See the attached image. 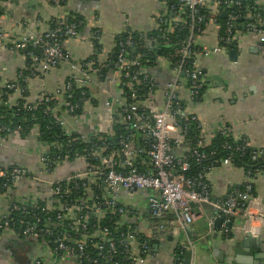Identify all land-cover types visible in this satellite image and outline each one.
Returning <instances> with one entry per match:
<instances>
[{
  "label": "built area",
  "instance_id": "built-area-1",
  "mask_svg": "<svg viewBox=\"0 0 264 264\" xmlns=\"http://www.w3.org/2000/svg\"><path fill=\"white\" fill-rule=\"evenodd\" d=\"M11 1L0 0V10H8ZM175 1V4H170L174 15L172 28L186 24L184 13L188 12L190 34L180 42L174 54L169 55V59L175 60L173 64L170 62L172 79L162 89L147 72L151 66L141 72L133 70L132 66H138L140 58H126L127 47L134 45L132 33L126 34L123 40L119 38L113 70L105 77L101 70L109 67L108 58L103 57L102 61L95 59L100 55L98 49L95 50L96 57L84 63H75L64 50V41L77 36L81 24L68 22L67 16L56 20L54 28L41 36L27 31L11 44V51L26 52L32 64L17 73L16 79L21 78L24 87L20 89L16 79L2 85L5 90L3 106L18 107L19 100L23 101L21 108L26 110L52 104L49 110L54 124L63 134L75 135L72 141L83 145L82 149L72 153V157L61 155L64 146L41 141L38 125L25 137L20 136L19 127L7 130V135L0 137L2 142L12 134L22 139L35 135L40 141L36 170L24 166L0 169L5 193L21 182H25L28 189L20 201L23 207L15 203L6 212L0 213V235L1 232H14L7 218L9 211L25 215L28 206L45 215L54 213L49 222L53 220L59 226L83 234L81 239L73 240L71 234L63 230L54 234L50 230L25 226L17 234L34 244V264H58L65 257L73 259L75 264H145L148 246L146 241H138V236L142 235L141 223H146L147 231L153 236L173 232L176 226L189 231L196 217L205 215V205L214 210V219L212 215L206 217L209 227L214 220L221 219L220 226L225 235L230 233L234 220L239 217L247 224L258 220L264 223V214L253 212L256 199L249 180L244 182L243 188L228 186L227 193L220 199L213 198L211 187L204 181L217 170H238L233 167L230 155L215 161L214 165H218L207 169L205 175H188L192 161L201 162L209 157L197 148L207 146L217 134L229 136L219 129L213 134L210 132L207 135L209 140L205 141L201 137L202 127L191 111L192 104L199 100L204 88L195 61L191 63L192 70L188 69L191 47L196 37L204 32L201 28L204 17L200 15V10H208V21L218 25L219 13L222 16L239 3L233 0ZM49 2L59 8L66 0ZM238 17L231 13L228 15V35L219 37V44L212 50L204 51L203 56L218 54L227 50V46H238L249 34L258 36L264 43V16L260 13L248 14L240 30L234 26ZM232 29L237 30L235 34ZM95 37L99 38L97 32ZM167 43L168 40L163 41L164 45ZM28 45L37 49L38 55L31 51L27 53ZM145 62L151 64L149 59ZM54 70L66 73L54 91L48 92L41 85L36 93H30L29 83L33 79ZM75 88L87 89L89 98L84 97L86 91H83L80 99L73 103ZM186 122L196 125L195 130L200 133L197 148L191 151L185 148L191 142L186 137ZM224 146L231 149L227 143ZM247 147L238 145L237 150L245 151ZM28 148L31 149L30 146ZM54 150L58 155L51 160ZM252 160L264 162V148L254 149ZM253 172L256 176L263 174L264 169L256 168ZM244 174L247 178L251 176L248 171ZM141 199L149 207L147 218L144 210L136 207ZM115 215L120 217L118 225H127V232L120 235L124 242L116 243L109 229L99 226ZM134 216L135 222H138L135 225L131 221ZM119 248L123 249L121 261L118 258Z\"/></svg>",
  "mask_w": 264,
  "mask_h": 264
},
{
  "label": "crops",
  "instance_id": "crops-1",
  "mask_svg": "<svg viewBox=\"0 0 264 264\" xmlns=\"http://www.w3.org/2000/svg\"><path fill=\"white\" fill-rule=\"evenodd\" d=\"M253 1L264 11V0ZM1 12V86L15 80L17 73L28 66L26 54L11 51V44L27 31L41 36L56 20L70 13L83 19L77 36L66 39L63 44L75 63L95 58L96 44L100 55L95 59L108 58L119 38L132 33L138 36L133 53L140 60H150L147 72L158 87L164 88L172 79L170 60L163 53V41L166 31L172 30L174 15L164 0H66L59 8L52 6L49 0H12L8 10ZM195 43L202 49L195 57V66L201 73L204 91L192 104L191 111L202 127L201 137L208 141L210 132L213 134L221 129L235 140H243L249 148H264V43L258 36L249 34L235 46L238 52L234 59H231L230 49L203 56L204 51L219 44V25L210 21ZM65 76V72L54 70L33 79L29 83L30 93H36L41 85L51 92ZM39 142L35 135L22 139L12 134L5 138L0 142V169L24 166L36 170ZM248 180L242 171L230 168L217 170L208 177L214 199L223 198L228 186H239ZM250 182L256 199L253 212L264 214V173ZM10 188L9 192L0 193V213L19 203L28 191L25 182ZM136 207L144 210L145 218L150 214L142 199ZM203 211L205 215L196 217L189 231L176 226L173 232L153 236L147 231L146 223L140 222L148 246L145 264H184L187 261L190 264H264V223L261 220L247 224L243 218H236L228 236L220 225L214 226L215 220L209 227L207 218L212 215L214 219L213 209L204 207ZM131 221L138 224L135 216ZM34 249V244L19 234L4 232L0 235V264H34ZM58 264L75 262L65 257Z\"/></svg>",
  "mask_w": 264,
  "mask_h": 264
},
{
  "label": "trees",
  "instance_id": "trees-1",
  "mask_svg": "<svg viewBox=\"0 0 264 264\" xmlns=\"http://www.w3.org/2000/svg\"><path fill=\"white\" fill-rule=\"evenodd\" d=\"M164 1L168 5L172 3L175 4L176 2L175 0H164ZM226 1H231V0H226ZM233 1L238 2L239 5L235 8L227 10L226 17L223 18L221 16V12L219 13L217 17L218 18L217 23L219 25V37L221 38H225L226 35H228L226 34L227 33L226 24L228 22V15L230 13L232 15L239 16L238 20L235 22V25H234L237 30H240L239 28L242 25L241 23L246 22L248 14L260 13L262 16H264V11L257 9L253 3L254 2L253 0H233ZM188 15H189L188 12L184 13V19L187 22L186 24L180 25L176 29L172 28L170 32L166 31L165 40L166 41L168 40V43L165 45L163 44L164 46L163 53L165 54L167 58H169V55L171 56L174 54V50L179 47L180 42L185 41L186 38L190 34V30L187 27V24L189 22ZM200 15L204 17L203 23L201 24V28L205 29V26L207 24L208 17H209V12L208 10L202 9L200 10ZM67 20L68 22H71V23L80 22L81 23L80 26L78 24L79 26L78 32L81 30L83 26V22H82L83 19L80 18L78 15L70 13L67 16ZM54 26H55V23L50 28H54ZM237 30L232 29V33L234 32L235 34ZM125 37L126 36L123 35L122 40ZM133 37L135 39L134 45L127 47L125 56L126 58L128 57L129 59L134 60L137 58V54L133 53V50L137 46L136 39L138 40V36L133 34ZM227 48L229 49L230 47L227 46ZM96 49H99L97 44H96ZM118 50H119V47L116 45L111 55H109L107 59L109 67L101 70V74L103 77H105L109 73V71L113 70L112 65L116 61ZM26 51L27 53L31 51L33 52V54L38 55V50L35 49L31 45H28ZM201 51L202 49H200L196 45V43L192 45L191 55L188 59L190 62V66H188V69L192 70L191 63L195 61L196 55L198 53H201ZM169 60L172 64L175 61L174 59L172 60L169 59ZM31 64H32L31 61L28 59L27 65L29 66ZM148 66H150V64L146 63L145 59L142 58L139 62V65L132 66V68L133 70H138L141 72V71H144ZM13 81H10L9 83ZM16 81L19 84L20 89L21 87L25 86V83L21 78H17ZM4 91L5 90L1 86V80H0V130H1L0 137L6 136L7 130H13L16 127H19L21 129L20 136L25 137L34 126L38 125L40 127V133H41L40 140L41 141L47 142V143H58L64 146L60 152L61 155H69L70 157H72V153L75 150H80L83 148V145L78 144V141L77 142L72 141V139L76 137L75 135L67 136L63 134L60 128L54 124V120L52 119V114L49 110L51 109L52 104H44V105L38 106L36 109L26 110V109L21 108L23 105V101L19 100L18 107L6 108L2 104V102L5 100L3 96ZM83 91L84 92L86 91L84 97L89 98V95H86V94H89L87 89L75 88L73 99H72L73 103L77 102V100L80 99ZM203 91H204V88L201 90L200 96L203 94ZM182 122L185 123V121H182ZM186 124L188 125L186 137L191 142L185 148L188 151H191L193 148H197V140H199L200 138V133L195 130L196 125L189 124L187 122ZM226 143L231 146V149L225 148L224 145ZM238 145H247V144L243 140L239 141V140H235L234 138L230 136L217 134L215 137L211 138L207 146L203 148H197L199 152H204L207 155H209V157L206 160H203L201 162L192 161L191 169L188 172L189 173L188 175L196 176V177L199 174L205 175L207 174V171H208L207 169L211 168L212 166L216 167L218 165V164L214 165L215 161L218 162L219 160H222L226 158V156L230 155L232 158L233 165H234L233 167L235 169L242 171L243 174L247 171L250 172L251 176L249 177V179L253 180L255 177V174L253 172L254 169L256 168L264 169V162H255L252 160V152L254 151V149L247 147L245 151H239L237 150ZM57 155H58L57 151L55 150L52 151L50 159L52 160L53 158H56ZM204 181L208 183L209 186H211L210 182L208 181V178L204 179ZM4 183L5 182L3 180H0V193H5V188L3 186ZM248 183L252 185V188L254 191V186L250 182V180L248 181ZM244 185L245 183L244 184L242 183L239 186L243 188ZM252 195L255 196V191L252 193ZM16 206L23 207V205L20 202L19 203L17 202ZM26 212L27 214L25 215H22L21 213L16 212V211H9V214H7V218L11 224V228L13 229L14 233H19L21 229L25 228V226H31V227H36L38 229L50 230L54 234L58 233L60 230H63V232L71 234V238L73 240H79L82 238L83 234L81 232L71 230L67 227L59 226L53 220L49 222L48 219H51L54 216V213L45 215L44 212L33 210L31 206L26 207ZM118 220H120V217L115 215L112 217L110 221H103L99 224V226H106L109 229L116 243L118 241L124 242V239L120 237V235L122 233L127 232L126 231L127 225L125 226L118 225ZM116 222H117V225H116ZM20 223L23 224L24 226H21ZM2 233L3 232H1V234ZM228 236H230V233L228 234ZM47 240H49V237L47 238ZM138 241L145 242L146 237L143 235H139ZM118 253H120L118 255V258L121 261L123 257V254L121 253H123V249L119 248Z\"/></svg>",
  "mask_w": 264,
  "mask_h": 264
},
{
  "label": "water",
  "instance_id": "water-1",
  "mask_svg": "<svg viewBox=\"0 0 264 264\" xmlns=\"http://www.w3.org/2000/svg\"><path fill=\"white\" fill-rule=\"evenodd\" d=\"M2 14L1 10H0V15ZM226 14H222L223 17H225ZM238 52V48L235 47V46H231L230 47V56H231V59H234V57L236 56ZM159 53V51L157 52ZM139 59V58H138ZM206 209L208 210H212L211 206H208V205H205L204 206ZM214 211V210H213ZM221 224V219H216L215 222H214V226H218ZM249 237V235H248ZM149 246H151L150 242L148 243ZM189 254V253H188ZM188 254H187V257H188ZM190 255V254H189ZM184 264H190L188 261L185 262Z\"/></svg>",
  "mask_w": 264,
  "mask_h": 264
}]
</instances>
